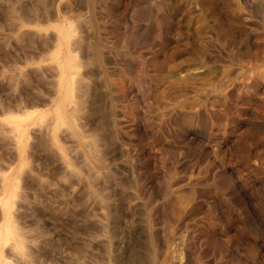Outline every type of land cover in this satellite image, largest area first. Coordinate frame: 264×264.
I'll return each mask as SVG.
<instances>
[{"label":"rangeland","instance_id":"374dc122","mask_svg":"<svg viewBox=\"0 0 264 264\" xmlns=\"http://www.w3.org/2000/svg\"><path fill=\"white\" fill-rule=\"evenodd\" d=\"M5 226L0 264H264V0H0Z\"/></svg>","mask_w":264,"mask_h":264},{"label":"bare ground","instance_id":"6f19581e","mask_svg":"<svg viewBox=\"0 0 264 264\" xmlns=\"http://www.w3.org/2000/svg\"><path fill=\"white\" fill-rule=\"evenodd\" d=\"M63 29H64V28H63ZM63 29H62V30H63ZM58 32H60V31H58ZM61 32H62V31H61ZM62 33L64 34L65 37L69 38V34L71 33V29L66 27V29H64V31H63ZM63 34H62V35H63ZM64 39H65V38H64ZM67 40H68V39H67ZM59 52H60V51H59ZM59 52H56V53L59 54ZM67 52H69V51L67 50ZM69 53H70V52H69ZM58 54H56V56H57V59H58L59 62H60L61 59H59ZM64 54L66 55V53H64ZM70 54H71V53H70ZM70 54H68V55H69L68 57H69V59L72 60V57L70 58V56H72V55H70ZM54 55H55V54H54ZM60 55H62V54H60ZM60 55H59V56H60ZM68 57H67V58H68ZM63 58H64V57H63ZM63 58H62V59H63ZM65 58H66V57H65ZM65 58H64V60H66ZM67 61H68V60H66V62H67ZM69 61H70V60H69ZM69 61L67 62V64L64 63L63 65H65V66L68 65L69 68H71L70 66H71V65L73 66L74 63L72 64V62H69ZM63 62H65V61H63ZM63 62H62V63H63ZM62 63H60V64L62 65ZM60 64H59V65H60ZM63 65H62V66H63ZM57 66H58V65H57ZM62 66H61V68H60L61 70H62V68H63ZM69 68H68V69H69ZM258 76H259V75H258ZM258 79H259V78H258ZM259 80H262V79H259ZM259 80H258V81H259ZM261 82H262V81H261ZM7 226H8V225H7ZM4 229H5V231H4V230H3V232L0 231V232H1L0 237H3V239L9 237L10 235H15V236H17V237L19 236V233H20V232H18V230H16L15 228H12V227H11V228H10V227L7 228V227L5 226ZM15 236H14V237H15ZM20 237H21V236H19V238H20ZM14 239H15V238H14ZM15 240H17V239H15ZM21 244H22V243L17 242V244H15V247H17V248H22L23 245H21ZM22 249H23V248H22ZM19 250H21V249H19Z\"/></svg>","mask_w":264,"mask_h":264}]
</instances>
